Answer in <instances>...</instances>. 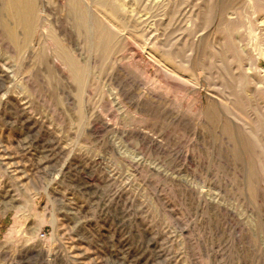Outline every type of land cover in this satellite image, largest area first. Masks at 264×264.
<instances>
[{
    "label": "rangeland",
    "instance_id": "1",
    "mask_svg": "<svg viewBox=\"0 0 264 264\" xmlns=\"http://www.w3.org/2000/svg\"><path fill=\"white\" fill-rule=\"evenodd\" d=\"M17 1L0 0V264H264V0L102 12L109 53L68 37L82 86L39 54L69 35L64 0H30L23 48Z\"/></svg>",
    "mask_w": 264,
    "mask_h": 264
},
{
    "label": "bare ground",
    "instance_id": "2",
    "mask_svg": "<svg viewBox=\"0 0 264 264\" xmlns=\"http://www.w3.org/2000/svg\"><path fill=\"white\" fill-rule=\"evenodd\" d=\"M31 1L30 0H26V1L18 0L17 5H14L16 3V2H14L13 5L15 7L13 9L11 8L12 10L10 11V15L13 18L15 25L17 26V29H20V31L22 30L24 36L26 35V37L28 38L26 40L24 38V41L17 40V46H20L22 48L24 46H26L27 43H29V41H30L29 38L31 37L32 31L34 28V26L32 27V22H33L32 16H33V10L35 9L34 7L36 5ZM159 1H161V0H156L154 2H152V1L151 2L152 3H156V2L158 3ZM135 2L137 3L138 6H142V7L146 8L147 5L149 4L150 0H64L62 3L61 12L63 14L64 23H66V25H67V28L65 26L66 30L64 33L66 34L68 31L69 35L64 36V37L62 36L63 38L61 41V39L58 40L55 37V35L49 33V35L46 36L45 40H44L45 42H47L48 45L43 47V51L45 52L47 50L48 52H46V54H44L43 51L41 50L39 52V54L41 53V55L43 56V55H47V53H48V55L51 59H53V60L56 59L55 61H60L61 64L65 68H67V70L69 71L70 76H72L74 83L77 86L84 85V83L86 82V79L88 77V74H89V70H88L89 68L81 67L79 64L76 63L75 58H74L75 56L73 57V55H72V47H71L72 42L69 40L70 38H68V37H70L71 35H74V37L75 36L80 37V39H82L84 42H86L87 45H91L94 53L98 52V54L101 53L104 55H105V53H109L114 47V41L117 40V35L112 33V31L108 27L109 25H107L108 23L104 22L103 18H101L100 15L103 16L102 12H108V13L112 14L116 19H121V17H124V14H128L129 10L134 12L133 7L135 5ZM172 4H174V3H172ZM149 5H151V4H149ZM162 5H164V3ZM152 6H153V4H152ZM157 7H159V6H157ZM172 12L174 14L176 11L173 10ZM126 16L127 15H125V19H126ZM128 16H131V15L129 14ZM134 18H136V17H134ZM128 20H130V18L129 19L127 18V22H129ZM122 21H123V19H122ZM53 23H55V22H53ZM129 23H131V22H129ZM0 29H2V28H0ZM2 30H4L3 31L5 33L4 35H8L6 32V29H2ZM10 31H12V30H10ZM51 32H53V31H51ZM41 44H42V42H41ZM29 48H31V47H29ZM76 50H77V48H76ZM89 50H87V51H89ZM23 51H24V49H23ZM51 59H50V61H52ZM85 64H87V63H85ZM48 65H49V63H48ZM48 65H47V67H48ZM62 65H60V66H62ZM53 66L54 65H52V67Z\"/></svg>",
    "mask_w": 264,
    "mask_h": 264
},
{
    "label": "crops",
    "instance_id": "3",
    "mask_svg": "<svg viewBox=\"0 0 264 264\" xmlns=\"http://www.w3.org/2000/svg\"><path fill=\"white\" fill-rule=\"evenodd\" d=\"M32 17H33L32 27L34 26V28H38L39 23H38L37 14H34ZM15 43H17V42H15ZM15 229H16V226L13 230H15Z\"/></svg>",
    "mask_w": 264,
    "mask_h": 264
},
{
    "label": "built area",
    "instance_id": "4",
    "mask_svg": "<svg viewBox=\"0 0 264 264\" xmlns=\"http://www.w3.org/2000/svg\"><path fill=\"white\" fill-rule=\"evenodd\" d=\"M45 235H43L42 237H44Z\"/></svg>",
    "mask_w": 264,
    "mask_h": 264
}]
</instances>
